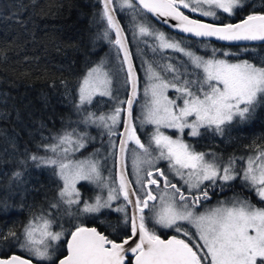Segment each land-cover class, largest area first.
I'll return each instance as SVG.
<instances>
[{
    "label": "snow or ice",
    "instance_id": "6c2138e0",
    "mask_svg": "<svg viewBox=\"0 0 264 264\" xmlns=\"http://www.w3.org/2000/svg\"><path fill=\"white\" fill-rule=\"evenodd\" d=\"M118 6L121 11L130 10L133 20L138 8L158 17L170 18L176 22L175 28L197 37H215L230 42H264V13L253 12L237 23L215 24L192 19L181 10L188 9L203 17L219 19L218 12L234 15L236 9L243 7V0H118ZM116 11L113 0H102V19L107 23L104 36L109 37L113 32L115 39L110 42L118 52L123 51V62L127 64L126 82H130L131 95L123 100L115 97L110 75L102 65H97L78 85L76 108L78 113H84L78 123L102 126L110 137L118 134L116 129L121 124V116H126L123 131L119 133L122 139L119 142L121 171L118 180L111 184L105 181L99 162L92 158H73L94 139L76 128L66 129L53 136L50 142L38 145L44 149L45 155L28 153L19 163L25 170L29 161L36 167L53 169L62 186L58 191L59 204L52 203L50 208L66 206L63 214L73 221L81 214H94L111 208L112 201L123 197L126 204L115 211L125 213L128 234L119 240L111 239L96 227L83 223L75 224L69 230L58 222L59 212L56 216L42 213L33 216L23 226L22 238L11 230L0 237L20 240L19 246L30 253V257L11 255L0 258V264H33V258L38 264H264V207L237 199L231 206L222 203L210 210L196 212L197 207L211 199L209 189L231 187L230 182L237 178L242 186L254 190L259 200L264 202V143L253 141L246 145L250 154L231 156L225 161L215 154L196 151L183 139L185 129L192 137L200 136L202 128L224 135L225 126L234 120H251L258 108H264V61L259 65L246 59L231 62L227 57L236 54L221 52L225 58H216L215 49L212 57L205 59L182 47L179 41L166 37L163 32L136 22L134 35L154 37L159 49L183 53L194 69L200 70L194 73L195 79H184V73L172 63L157 67L148 64L145 70L148 83L144 89L147 99L141 124L153 125L154 131L146 146L133 123L138 77ZM153 51H156L155 47ZM162 73L170 74L171 78L166 79ZM169 89L179 95L170 98L167 95ZM96 96L109 97L115 102L109 113L97 115L85 107ZM7 115L5 113L0 118H7ZM162 128L175 129L179 136L173 138L161 131ZM129 142L136 146L133 149V168L139 190L132 187L124 170ZM152 145L158 153L155 156L150 151ZM112 147L117 145L112 142ZM160 160L168 162L169 169L183 180L187 189L182 190L172 183L162 168L153 167ZM143 164L149 165L147 179L139 175ZM12 175L20 179L23 172L16 171ZM81 181L103 185L108 189L107 198L97 195L94 202L84 201L81 207V193L77 188ZM206 181L209 183L205 184ZM218 181L223 183L218 184ZM161 184L160 194H154L153 186L160 189ZM127 205H132L130 215ZM73 206H77L75 213L70 211ZM149 220L154 226L173 229L184 238L173 235L162 239L154 227H149ZM182 222L192 225L195 236L185 230ZM54 225L59 230H54ZM112 227L115 230V226ZM58 245L66 248V254L55 255L59 251Z\"/></svg>",
    "mask_w": 264,
    "mask_h": 264
},
{
    "label": "trees",
    "instance_id": "16d2710c",
    "mask_svg": "<svg viewBox=\"0 0 264 264\" xmlns=\"http://www.w3.org/2000/svg\"><path fill=\"white\" fill-rule=\"evenodd\" d=\"M113 4L127 35L142 87L141 67L136 58L131 29L141 20L158 25L142 9H137L133 20L130 10L119 9L118 0H113ZM253 12L264 13V0H247L242 8L235 10L234 15H220L219 19L206 21L237 23ZM189 15L198 18L191 13ZM106 29L101 0H0V117L8 114L7 118H0V237L9 230L21 237L23 226L33 216L50 214V205L53 200H58L62 182L53 174V169L36 167L29 161L25 170L19 161L28 153L45 155L44 149L38 145L50 142L53 136L66 129L79 131L84 127L78 123L83 113L77 112V89L86 73L112 47L117 49L110 42L115 39V34L110 32L109 37H105ZM176 39L207 59L212 57L214 49L216 58H225L221 52L236 54L227 57L231 61H251L254 56L264 55V44L239 47L180 36ZM138 49L142 57L148 56L145 47ZM118 53L127 81L126 67L121 52ZM126 84L127 98L129 82ZM228 129L233 146L249 145L253 141L264 143V108H260L248 124L230 125ZM16 171L23 172L20 179L13 177ZM247 194L251 203L264 207V202L255 194L248 191ZM102 219L105 225L111 222L116 226L111 215ZM87 224L89 227L95 225L106 235H114L112 230L94 220L87 221ZM74 225L68 229L72 230ZM14 240L12 237L0 239V258L22 255ZM64 252L65 247L61 246L57 256Z\"/></svg>",
    "mask_w": 264,
    "mask_h": 264
},
{
    "label": "flooded vegetation",
    "instance_id": "af4514ba",
    "mask_svg": "<svg viewBox=\"0 0 264 264\" xmlns=\"http://www.w3.org/2000/svg\"><path fill=\"white\" fill-rule=\"evenodd\" d=\"M183 11L187 15H189L190 13L193 14L192 12H190L187 9H183ZM194 15H196V14H194ZM220 15H228V14L218 12V16H220ZM196 17L202 18L204 20H211V19L204 18L203 16L201 17L199 15H196ZM153 22L156 25H158L154 20H153ZM155 27L158 28V30H160L161 32L165 33L167 36H169V38H171L175 41H179L176 39L179 35L166 30L165 28L161 27L160 25H158V27L157 26H155ZM180 37H182V36H180ZM145 52H147V51H145ZM147 53L149 54V52H147ZM149 58H150L149 60L154 61L152 56ZM182 67L183 66L180 67V71H181ZM190 69H191V71L190 72L187 71L186 72L187 74H185L183 76L184 79H195L194 73H198V71L194 68H190ZM140 90H141V85L139 88V93H140ZM139 93H138V97H139ZM167 94L170 97L171 94L173 95L175 93H167ZM170 98H172V97H170ZM137 101H138V99H137ZM136 106H137V102L135 104V109H134V124H136V117L138 116L137 111H136ZM123 121H124V116H123ZM229 126L230 125L225 126L224 135H220L211 129H203L202 128L200 130L201 135L197 136V137L190 136L188 134L189 130L185 129L184 134H183V139L187 143L192 145L196 151L205 152V153H209V154H215L221 160L226 161L231 156L239 157V156L245 155V152H247V150H249L248 148H246V145H241L239 147L232 145L231 131H230V129H228ZM122 127H123V125H122ZM145 127L146 128H142V129L139 127H136V128H137V135L140 136L141 141L144 142L147 146L151 133L147 129L150 127H147V126H145ZM71 129L72 128H69L68 130L70 131ZM121 131H122V128L120 130H118V132H117L118 134L116 136L110 137L108 134H104V133L100 134V132H102L100 130L93 129V128H91V130H88L85 127H82L78 132H86L88 134L87 135L88 137H91L94 139H91L89 141L86 148L81 149L79 152H76L74 154L73 158L74 159L92 158V159L98 161L99 162V168L101 170V174H102L104 180L110 184L112 183V181H117L118 180V177H117V155H118V146H119V142H120L119 133H121ZM109 140H112V142H114L117 145V147L113 148L111 146L110 149L108 148L107 150H104V144H105V142H107ZM127 148H128V150L126 152V170H127L129 179L132 182L133 188H136L139 190L140 185L136 183L137 175H136L135 169L133 168V149L136 148V146L133 143L129 142ZM150 151H152V156H155L158 154L155 151L154 145L151 146ZM209 158H211V155L209 156ZM237 166L238 167L240 166L239 161H238ZM153 167L162 168L172 183L177 184L178 187H182V190L187 189V185H184L183 180H181L180 177L176 176L174 171L169 169L167 161L160 160L159 162L155 163L153 165ZM148 168H149V165H147V164L141 165V170H140L139 175L142 177H145V179H147L146 170ZM85 182H88V181H84V183L80 184V186L86 187L88 185L87 187H88V190L90 192L91 197L88 199L86 197H85V199H84V197H82L81 198V205H80L81 207H82L84 201L92 203V202H94V198L97 195H100L103 197L107 194V191H104L105 188L103 189V185L98 186L96 183L89 182V184L90 183L92 184V187H91V185H89ZM208 183L209 182H207V181L205 182V184H208ZM217 183L220 184L223 182L218 181ZM230 183H231V187L225 186V187H223V189H219V188L209 189L211 199L203 202L199 207H197L196 212L200 213V212L210 210L212 208L220 206L222 203L229 206L233 199L248 200L247 191L251 195L255 194L252 189H249L248 187L242 186L239 178H237L236 181H232ZM90 188H91V190H90ZM162 189H163L162 184H161L160 189H156L155 186H153V193L156 195H159ZM193 191H195V190H193ZM138 194H140L139 191H138ZM186 194H187V192H186ZM53 203L59 204V198L57 201L55 200V202L53 200ZM125 204H126V202L124 201L123 197H120L119 199L114 200V203H113L114 210L113 211L108 209V210H105V211H103L97 215H90V216H88V218L86 220H83L82 222H77V223L78 224L84 223L87 226L88 225L87 221L89 222L90 220H94L95 223H98V224L100 223V224L105 225V220H103L102 218L106 215H108V216L111 215V218L113 219V221H112L113 224H116L115 230H113V227L110 224L111 222H109L108 225L106 224L105 226L108 230H112L114 232L113 236L108 234L109 238L119 240L121 237L127 236L129 226L124 223L125 213L115 211V209L117 207L124 206ZM76 207L77 206H75L73 208V211H72L73 213H75ZM62 209H64V205H60L57 209L51 208L49 212L52 216H56L57 212L61 213ZM127 211H128V214L130 215L131 209H130L129 205H127ZM146 215H148L147 210H146ZM65 217H66L65 221H63L59 217L58 222L63 223L64 227L66 226V228L73 225L72 221L67 223L68 217L67 216H65ZM182 224H183V227L185 228V230H188L189 232H191L193 234V236H195V229L192 227V225H189L185 222H182ZM91 227H96V226L93 225ZM149 227L150 228L154 227V230L157 232V234L160 235L161 238L165 239V240L171 238V236H173V235H176L179 238H184L182 236V234L176 233L173 229L163 228V227H160L159 225L154 226L153 222L151 220H149ZM54 230H59L56 225H54ZM64 254H66V248H65Z\"/></svg>",
    "mask_w": 264,
    "mask_h": 264
},
{
    "label": "rangeland",
    "instance_id": "374dc122",
    "mask_svg": "<svg viewBox=\"0 0 264 264\" xmlns=\"http://www.w3.org/2000/svg\"><path fill=\"white\" fill-rule=\"evenodd\" d=\"M246 1L247 0H243V4ZM193 14H196V15L201 16L198 12L197 13H193ZM135 16H136V14H135ZM204 18L213 19L212 17H204ZM139 22H142V23L148 25L150 28L154 29L157 32H161L154 25H152L149 21L141 20ZM134 32H135V27L131 29V35H132L133 41L135 42V45H136L135 46L136 47V50H137L136 58H137L138 63H139L138 65L141 67L140 68V73H141L140 74V78H142V85H143L141 87V90H140V93H139V97H138L137 106H136V111H137V115L138 116L136 117V124L135 125H136V127H139L141 129L142 128H146L145 126L150 127V128H147V129L152 134V132L154 131V126L153 125H150V124H141L142 114H143V111H144L143 105H144V103H145V101L147 99V97H145V95H144V89L146 87V84L148 83V78H147V74H146V71H145L146 68H147V66H148V64L151 63L153 65V67H157V65L163 66V65H165L167 63H172V64H174L176 66V68L179 71H180V67L183 65V67H182V69H181L180 72L181 73H184V75L187 74L186 73L187 71L188 72L191 71L190 68H194V67L189 63L188 58L186 56H184L183 53L176 52V51H174L172 49H159L157 47V42L154 39V37H148V36H143L142 37V36H139V35H134ZM165 36L166 37H169L166 34H165ZM140 46L145 47V49L147 50V52H149L148 57L152 56V58L154 59V61H151L148 58H144V57H142L140 55V52H139L140 49H138ZM181 46L182 47H185L182 43H181ZM154 47L156 48V51H153V48ZM188 50H190V49H188ZM190 51H192V50H190ZM192 52H194V51H192ZM196 55H198V54H196ZM205 59H207V58H205ZM261 61H264V55L254 56L252 58V60L249 61V62L259 65ZM231 62H238V61H231ZM97 65H102L104 71L108 72V74L110 75V77L112 79V86L111 87H112L113 95L115 97H118L121 100L127 99L126 98V90H127L126 76H125V72H124V67H123V64H122V60H121V57H120L117 49L115 47H112L110 49V51L101 59V61ZM96 66H94V67H96ZM157 70H159V68H157ZM197 71L199 72L200 70H197ZM162 74L165 75V78L166 79H170L171 78L170 74H167V73H162ZM168 93H175L173 95L172 94L170 95V97H172V98H174V97L176 98L178 96V93H176L172 89H169ZM77 99H78V89H77ZM177 102L179 103V101H177ZM114 103L115 102L112 99H110L109 97L96 96L93 99L92 103L90 105H86L85 107L90 112H95V113H97V115H100V114H107V113H109L112 110V107H113ZM77 104H78V102H77ZM259 109L260 108L257 109V111L255 113V116L251 120H253L256 117ZM83 116H84V113H83ZM82 119L83 118H81V120ZM121 122H122V116H121ZM248 122H250V120H247V121L234 120L231 125H246V124H248ZM83 126L86 129H88V130H91V128L100 130V131H102V132H100V134H102V133L108 134L107 129H105L102 126H98L96 124H89V125H83ZM118 130H119V127H117L116 131L118 132ZM161 131H164L167 135L173 136V138H176L177 136H179V133L175 129H164V128H162ZM111 146H112V140H109V141L105 142V144H104V150H107L108 148L110 149ZM248 154H250V150H247V152H245V155H248ZM143 165H145V164H143ZM100 172H101V170H100ZM82 183H84V181L83 182L81 181L80 183H78L77 184V188L79 189V191L81 193V198L84 197V199H85V197H86L88 199V198L91 197L90 192H89L88 187H87L88 185L86 186V188H82L80 186V184H82ZM85 183L89 184V182H85ZM89 185H91V187H92V184L91 183ZM104 188L105 187H103V189ZM90 190H91V188H90ZM104 191H108V189L105 188ZM103 197L106 199L107 198V194L105 196H103ZM236 200L237 199H233L231 201V203L234 202V201H236ZM113 203H114V201H112V207L111 208L102 209L99 213H101V212H103L105 210H108V209L113 211L114 210ZM231 203H230L229 206H231ZM65 207L66 206H64V208ZM74 207L75 206H73L70 209L71 212L73 211V208ZM63 213H64V209L61 210V213H60V216L59 217L63 221H65L66 217H65V215ZM99 213H94V214H81L79 216V218L76 219V220H74V221L72 220L71 217L67 216L68 217V220H67L68 222L67 223H69L70 221H72L73 224H78L77 222H82L83 220H86L88 218V216H90V215H97ZM65 228H66V226H65ZM66 229H68V227ZM21 238H22V236H21ZM20 242H21L20 240H14V244L15 245L18 244L17 245L18 252L20 254H22V255H25L26 257H30V253H28L27 251H25L24 249H22L19 246ZM58 248H59V251L56 252V254H55L56 256L61 251V246H59ZM33 261L38 264V262L34 258H33ZM40 264H47V262H40Z\"/></svg>",
    "mask_w": 264,
    "mask_h": 264
},
{
    "label": "water",
    "instance_id": "95a60500",
    "mask_svg": "<svg viewBox=\"0 0 264 264\" xmlns=\"http://www.w3.org/2000/svg\"><path fill=\"white\" fill-rule=\"evenodd\" d=\"M102 1V0H101ZM135 2V0H134ZM181 10L183 11V8H181ZM146 12V11H145ZM158 25H160L161 27L165 28L166 30L170 31V32H173L179 36H182V37H186V38H192V39H196V40H201V41H208V42H216V43H221L223 45H229V46H239V47H242V46H251V45H258V44H264V42H261V41H235V42H230V41H221V40H218L216 39L215 37H197V36H194L192 35L191 33H184V32H181L178 28H175L173 25L176 23L175 21L171 20L170 18H162V17H158V16H155L151 13H148L146 12ZM185 13V12H184ZM186 14V13H185ZM117 19L119 20V23L121 25V27L123 28L122 24H121V21L117 15V13H115ZM187 15V14H186ZM190 16V15H189ZM190 18L192 19H199V18H194V17H191ZM201 20L202 22H206V23H212V22H209V21H206V20H203V19H199ZM167 21V22H165ZM124 30V28H123ZM124 35L126 36L127 38V35L125 33V30H124ZM126 44H127V47L129 49V52L131 54V59H132V63H133V66H134V69L136 71V74H137V77H138V93H139V88H140V79H139V74H138V70H137V66L135 64V61H134V58H133V55H132V52H131V48H130V44H129V41H128V38L126 39ZM121 52V55H122V58H123V51H120ZM125 64V67L127 68V64ZM131 95V86H130V82H129V92H128V97ZM127 97V98H128ZM137 99H138V95H137ZM137 102V100H136ZM136 104V103H135ZM135 104L133 106V123H134V109H135ZM126 121V116L124 115V121H123V124L124 122ZM122 131H123V127H122ZM121 131V132H122ZM122 139V136L120 135V140ZM124 170H125V174L127 176V179L130 181L129 179V176H128V173H127V170H126V154H125V160H124ZM120 171H121V166H120V161H119V146H118V155H117V177L119 176L120 174ZM133 187V186H132ZM130 209L132 210V205H129ZM98 230V229H97ZM99 231V230H98ZM13 255H18V254H13ZM10 257V256H9ZM8 257V258H9ZM33 264H37L33 261Z\"/></svg>",
    "mask_w": 264,
    "mask_h": 264
}]
</instances>
